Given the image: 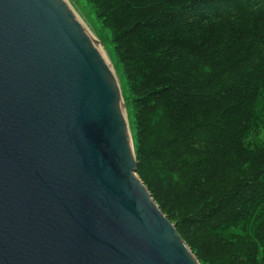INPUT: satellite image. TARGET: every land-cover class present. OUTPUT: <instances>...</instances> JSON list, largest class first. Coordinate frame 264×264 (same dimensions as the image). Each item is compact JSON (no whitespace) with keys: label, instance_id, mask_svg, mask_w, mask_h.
<instances>
[{"label":"water","instance_id":"95a60500","mask_svg":"<svg viewBox=\"0 0 264 264\" xmlns=\"http://www.w3.org/2000/svg\"><path fill=\"white\" fill-rule=\"evenodd\" d=\"M99 45L67 0H0V264H202L137 172Z\"/></svg>","mask_w":264,"mask_h":264},{"label":"trees","instance_id":"16d2710c","mask_svg":"<svg viewBox=\"0 0 264 264\" xmlns=\"http://www.w3.org/2000/svg\"><path fill=\"white\" fill-rule=\"evenodd\" d=\"M87 1L162 211L202 264H264V0Z\"/></svg>","mask_w":264,"mask_h":264},{"label":"rangeland","instance_id":"374dc122","mask_svg":"<svg viewBox=\"0 0 264 264\" xmlns=\"http://www.w3.org/2000/svg\"><path fill=\"white\" fill-rule=\"evenodd\" d=\"M69 4L72 6L73 10L77 13L83 23L86 25L91 34L99 41V46L104 53L106 59L113 66L116 75L118 76L120 83H123V79L121 77V71H119L114 66V57L112 54L111 44L109 42V30L107 28H103L102 22L97 18L95 13V8L87 1V0H67ZM127 116L129 122V128L133 136V129L131 124L132 118L130 120L129 113L127 109ZM131 116V113H130Z\"/></svg>","mask_w":264,"mask_h":264},{"label":"bare ground","instance_id":"6f19581e","mask_svg":"<svg viewBox=\"0 0 264 264\" xmlns=\"http://www.w3.org/2000/svg\"><path fill=\"white\" fill-rule=\"evenodd\" d=\"M102 48V47H101ZM128 125H129V123H128Z\"/></svg>","mask_w":264,"mask_h":264}]
</instances>
